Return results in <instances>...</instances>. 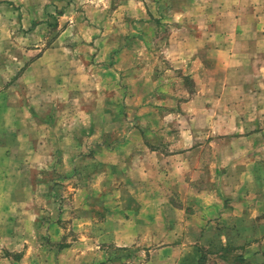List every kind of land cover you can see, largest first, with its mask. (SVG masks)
Wrapping results in <instances>:
<instances>
[{
	"label": "crops",
	"instance_id": "0c3cea01",
	"mask_svg": "<svg viewBox=\"0 0 264 264\" xmlns=\"http://www.w3.org/2000/svg\"><path fill=\"white\" fill-rule=\"evenodd\" d=\"M192 1L203 5L204 13L217 6L215 13L220 12L216 17L209 14L199 19L189 17L185 24L188 36L200 41L188 49L193 66L199 62V66L206 67V53L212 51L207 41L213 28H218L216 32L222 36L237 35L242 41L237 46L232 43L221 46L220 52H227L230 59L237 52V55L244 53V59H239L233 66H249L245 60L248 53L253 58V67L256 64L253 53L256 58L264 56V47L249 45L240 38H264V0ZM21 4V0H0V12L9 8L12 19H20ZM45 5L50 23L58 17L63 21L54 7L56 0H46ZM26 12L37 18L36 8ZM216 19L226 24L216 28L212 22ZM197 22L204 23L202 29ZM71 26V23L67 27L60 26L53 42L41 49L24 70V77L32 78L36 87V97L33 98V93L30 97L32 114L49 117L44 134L36 141L39 161L37 157L36 160L55 164L60 158L63 163H73L77 169L80 164L85 165L82 173L78 169L81 173L78 177H83L97 191L103 192L106 188L116 205L109 212L119 210L130 215L123 223L114 221L119 228L118 236H112L116 244L132 245L139 238L144 240L148 234L153 235L151 241L140 247V258L134 264H264L262 78L254 79L255 86L249 92L240 93L238 102L229 100L228 92H218L220 111L214 107L218 103L212 101L213 94L209 90L193 96L188 93L183 112L179 95L175 97L171 93L170 102L162 108L154 103V94L149 90L133 107L129 87L125 88L128 91L124 95L125 101H120L123 102L122 110L118 111V101L103 111L94 101L96 104L91 110V106L82 100L81 77H70V61L72 66L82 62L76 40L78 32L74 30L76 25ZM109 44L116 52V45ZM171 48L174 47L167 45L164 51L168 53ZM176 51L180 57V50ZM256 65L260 66L259 63ZM119 80L128 82L124 78ZM136 80L147 84L149 89L150 79L138 77ZM227 82L226 88L230 84ZM93 83L96 85L92 88L94 95L100 97L105 93L102 91L114 86L112 78L96 77ZM157 94L158 98L164 97L163 93ZM199 95L204 96L202 101L198 99ZM250 98L253 100L251 106ZM33 100L36 103L32 104ZM46 101L50 109L40 110L46 106ZM101 101L104 107V98H98V102ZM69 105L71 109H65ZM121 112L129 118L117 125L115 122ZM182 114L188 115V124L180 123ZM102 115H109V118L100 121L98 117ZM139 115L147 121H136L134 117ZM211 131L218 133L213 140L210 139ZM151 133L165 138L154 139L150 137Z\"/></svg>",
	"mask_w": 264,
	"mask_h": 264
},
{
	"label": "rangeland",
	"instance_id": "374dc122",
	"mask_svg": "<svg viewBox=\"0 0 264 264\" xmlns=\"http://www.w3.org/2000/svg\"><path fill=\"white\" fill-rule=\"evenodd\" d=\"M21 1L20 19H12L9 8L0 12V264H134L140 258V247L151 241L153 235L148 234L144 240L137 238L132 245L116 244L112 236L119 234V228L114 221L123 223L130 215L126 211L109 212L116 205L106 188L103 192L97 191L83 177H78L85 165L80 164V173L76 165L63 163L60 158L55 164L38 162L36 141L44 134L49 117L31 112L30 97L32 93L33 98L37 94L33 79L28 80L23 75L27 65L41 49L53 42L60 26L67 27L71 23L76 25L74 30L78 32L76 40L82 62L72 66L70 61V77H81L82 100L91 106V110L96 102L101 111L117 101L124 102V95L128 93L125 88L129 87L133 107L149 90L154 94V103L162 108L167 107L171 93L175 97L179 95L183 112L188 93L193 96L209 90L213 94L212 101L218 103L214 107L220 111L218 92H228L227 98L238 102L240 93L249 92L255 86L254 79L260 77L264 82V56L256 58L253 53L260 66L255 64L253 67L251 53L246 54L245 59L249 66H233L239 59H244V53L237 55V52L230 59L227 52H220L221 46L231 43L237 46L242 41L237 35L218 34L217 27L226 23L216 19L212 22L217 29L213 28L207 41L212 46V51L206 53L207 65L199 66L197 62L193 66L188 49L200 41L188 36L185 24L189 17H204V14L216 17L220 12L215 13L217 6L204 13L203 5L192 0H56L54 7L63 21L58 17L51 23L46 0ZM28 2L32 4L28 5ZM34 8L36 19L26 12ZM24 12L27 13L25 16ZM197 24L201 29L204 26L203 22ZM240 38L249 45L264 47L263 37ZM109 43L116 45V52ZM167 45L174 47L168 53L164 51ZM176 50H180V57ZM96 77L113 79L114 86L102 91L105 92L103 97L94 95L92 88L96 86L93 83ZM138 77L151 80L149 89L147 84L136 82ZM119 78L128 82L123 83ZM226 81L230 83L228 88ZM157 93H163L166 99L158 98ZM203 97L199 95L198 99L202 101ZM98 98H104V107ZM123 102L119 103L118 111L123 109ZM33 103L36 102L33 100ZM48 105L46 101V106L40 110L46 108L47 111ZM65 109H71V106ZM108 116L98 118L105 122ZM128 116L119 113L115 124H123ZM179 118L182 125L188 124V115L182 114ZM134 119L147 121L140 115ZM211 133L213 140L218 133ZM150 137L160 136L151 133Z\"/></svg>",
	"mask_w": 264,
	"mask_h": 264
}]
</instances>
